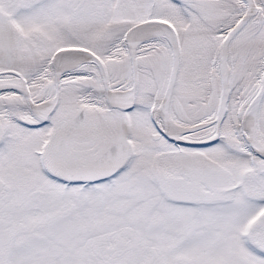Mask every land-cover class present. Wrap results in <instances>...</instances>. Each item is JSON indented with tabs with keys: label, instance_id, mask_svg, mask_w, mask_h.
Here are the masks:
<instances>
[{
	"label": "snow or ice",
	"instance_id": "1",
	"mask_svg": "<svg viewBox=\"0 0 264 264\" xmlns=\"http://www.w3.org/2000/svg\"><path fill=\"white\" fill-rule=\"evenodd\" d=\"M0 264H264V0H0Z\"/></svg>",
	"mask_w": 264,
	"mask_h": 264
}]
</instances>
